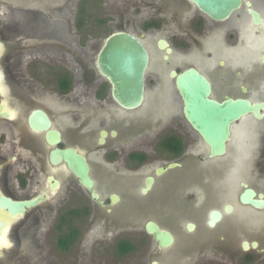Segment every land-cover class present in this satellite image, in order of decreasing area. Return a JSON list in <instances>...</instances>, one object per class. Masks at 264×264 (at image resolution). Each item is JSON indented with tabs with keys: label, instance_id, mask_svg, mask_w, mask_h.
<instances>
[{
	"label": "flooded vegetation",
	"instance_id": "af4514ba",
	"mask_svg": "<svg viewBox=\"0 0 264 264\" xmlns=\"http://www.w3.org/2000/svg\"><path fill=\"white\" fill-rule=\"evenodd\" d=\"M247 2L251 5L250 9L258 14L261 20L259 25L254 24L252 15L249 13V7L246 5ZM137 5L141 7H139L141 10L146 11L145 14L149 16L148 28L144 29L147 32L145 35L151 37L156 31L162 29L170 34V38H158L154 42L155 49L158 53L162 52L163 54L158 66L151 70L152 56L148 44L143 41L145 35L137 37L127 32L142 42L149 55V65L144 77V101L138 109L133 111L121 109L111 98L109 82L99 73L92 81L95 92L94 98L99 106L96 110L100 111L101 120L114 124L112 128L102 123L101 125L104 126L98 125L96 129H93L92 126L91 129L93 131L83 132L79 136V142L83 143L84 140L96 132L95 145L92 146L90 144L87 147L88 151H85L95 188L96 180L92 174V166L87 154L89 152L96 153L100 149L104 150L102 162H99L103 166L101 169L104 170L102 171L104 172L105 183L109 181L113 183L136 181L135 185L139 197H149L160 187L164 190H172L176 183L183 182L185 189L188 190L187 196L189 198L186 196V200H196L198 191H201L206 196L204 201L208 202L201 221L190 218L185 219L181 225L185 236L200 235L201 243L204 244V252L196 259L195 264H264V240L261 236L252 234L254 225L249 223L247 214H245L264 213V210H255L239 202V195L244 191L240 186L241 182L238 183L241 192L237 196V205L240 208L233 202L225 200L233 195V187L236 186L234 183L235 176L242 172L233 167L237 163V158L247 152V146L244 145L246 143L241 140L244 139L246 141L247 137H251L250 130L258 129V126L253 124V122H263L264 116L261 120H256L250 115L231 127V142L235 134L238 144H243L245 147L239 156L237 155L239 152L236 149L233 154H229L227 146V154L223 157L209 159L207 157L208 149L206 154H196V157L195 155L192 157L188 153L189 144H194L196 140L191 138L187 128L182 129L181 121L176 119L179 117L178 114L175 111L173 112V108L179 109V102L181 104L182 121L205 147L206 145L184 119L182 113L183 102L176 88L175 79L170 76L171 71L181 73L185 69L193 68L210 83L211 97L214 99L221 100L223 97L228 96L245 98L252 103L264 101V0H242L241 7L225 21L210 19L199 11L190 0H138ZM18 14L16 17H21L20 19L24 21L23 18L26 17L24 16L26 13L21 14L18 12ZM159 41H165L168 44L171 49L170 54H166L165 50L159 49ZM175 46L183 51L184 56H181L176 61L178 63L173 69L167 72V66L176 59ZM165 55H167V59H164ZM184 64H188V66L182 68ZM0 74L2 78V81H0V86L2 87L0 96L2 95L1 97L6 100V103H0V112L9 114L7 119L0 118V124L3 125V127H0V141L3 142V146L6 147L8 152L7 155H0L2 159L0 161V199L24 201L33 200L39 196L47 198L45 202H39L37 206L26 210L24 214L17 217H12L8 210L0 207V221L3 218L9 221L4 231L0 232V240L4 242V245L0 246L1 253L11 250L14 241L16 243L26 235L21 233V231L23 230L24 232L26 230L30 220H36L33 217L34 215H29V211L37 209L53 197H58L65 185H69L68 192L70 194L77 192L79 184L77 179L65 169L64 164L52 166L49 162L51 150L56 148H76L74 144L66 143V136L78 142L77 128L70 129L71 127H69V134L63 132L55 126L54 119L49 111L38 106H28L32 107V109L27 111L26 117H22L25 113H22L20 108L9 107H12V100L15 101V98L9 92V88L5 87L4 75L1 71ZM63 78L67 79L72 86L70 75L59 76L56 80V87L59 93L62 92L61 80ZM79 95L80 93L76 97ZM108 96L117 106L114 112L111 104L107 101ZM251 96L255 98H251ZM175 97H178L179 102ZM24 98L26 100L30 99L27 96ZM35 110L43 111L51 122L50 129L60 133V143L58 145L49 146L46 141V131L35 132L29 127L28 118ZM119 112H127V114ZM19 117H22L20 122L17 121ZM157 119H159V124L155 123ZM244 121L246 122L243 123ZM153 126H155V129L149 130L153 134L150 133L149 135L148 127ZM80 128H82V125ZM104 131L106 132V137L104 138V143L100 145L99 141ZM112 131L115 132L114 136ZM144 134L149 138L147 141L142 140L144 139L142 137H145ZM5 160L8 161L6 162ZM22 162H26L28 166L16 174L15 178L18 182V188L23 190L21 197L17 196L20 197L17 198L12 193V188L8 187L9 175L13 170L12 166L11 168L9 167V164H22ZM171 164H176V167L169 168ZM263 164L264 141L262 140L261 147L258 150L256 171L264 172ZM146 167H149L147 173L143 170ZM6 168H10L8 173L3 171ZM222 171L225 172L223 177L221 175ZM260 172L259 174H261ZM65 175L66 179H68L64 182L62 177ZM51 177H53V180L49 182ZM55 181L57 186L54 190H51V187L55 185ZM28 183L29 185L32 183L40 184L43 190L35 191L27 188ZM243 183L247 184L246 182ZM148 185V191L143 195L141 190L146 189ZM247 186L254 190L256 194L264 195V192H259L255 187L248 184ZM107 190L110 193L106 199L100 196L105 207H100L91 202L104 211L106 215H110L122 204V195L112 186L107 187ZM84 192L88 195L85 190ZM112 195L118 197L113 206L110 205V197ZM226 206L231 207L230 213L225 212ZM80 208L84 209V216L89 215V211L92 213L93 209L83 205L56 215L55 228L59 233L56 244L59 249L68 250L75 242L79 241L80 233L71 246L62 248L60 245L62 237L60 229L62 225L65 226V224H62V215L65 213L75 214ZM214 211L219 212L220 216L211 226L209 223L212 222L213 218H211L210 214ZM240 211L242 213L238 214ZM23 218L25 226L19 231L20 228L17 230L18 224L15 226L14 224L19 223ZM151 221L160 226L155 220ZM263 227L264 222L261 223V229ZM72 229L75 228L72 227ZM63 235H66V233ZM121 243H127L132 250L130 242L122 241ZM244 243L247 244L246 249H244ZM252 243H256L257 247L253 248ZM211 244L215 246L211 247ZM222 244L225 247L222 248ZM156 246L158 247L157 244ZM158 249L160 248L158 247ZM221 249L224 250L223 253L229 258V261L224 260L223 263L221 262ZM157 264L159 263L157 262Z\"/></svg>",
	"mask_w": 264,
	"mask_h": 264
},
{
	"label": "rangeland",
	"instance_id": "374dc122",
	"mask_svg": "<svg viewBox=\"0 0 264 264\" xmlns=\"http://www.w3.org/2000/svg\"><path fill=\"white\" fill-rule=\"evenodd\" d=\"M137 1L0 0V71L4 75L5 87L9 88V92L15 98V101L12 100V107H9L20 108L21 112L25 113L22 117H26L27 111L34 106L45 108L54 119L55 126L63 132L69 134V127L77 128L78 142L66 136V143L74 144L77 149L87 152L90 144L95 145L96 132L83 143L79 142V136L83 132L93 131L101 123L109 128L114 125L108 121L103 122L100 111L96 110L99 106L96 104L92 86L94 77L98 76L96 56L105 38L113 32L123 30L137 37L147 33L144 29L148 28L149 16L145 14L146 11L140 9ZM18 12L26 13L24 15L26 17L23 18L25 22L20 19L21 17H16L19 15ZM158 38L169 39L170 34L161 29L151 37L145 35L143 38L151 52V70L158 66L163 54L155 49L154 42ZM175 53L176 59L167 66V72L173 69L181 56H184L183 51L177 46ZM186 66L188 64L182 65V68ZM64 74L70 75L72 86L70 85L67 92L59 93L56 80ZM78 93L80 95L76 97ZM1 96L0 103H6ZM26 96L30 99L26 100L24 98ZM175 98L178 101V97ZM251 98L255 97L251 96ZM107 101L114 112L117 106L109 96ZM180 109L179 102V109L173 108V112L175 111L179 116L176 119L181 121L182 129L187 128L191 138L196 140L194 144H189L188 153L192 157L193 155L196 157V154H206L207 147L182 121ZM119 113L127 114V112ZM22 117L17 121L20 122ZM155 123L159 124V119ZM253 124L257 125L258 129L250 130L251 137H247L246 141L241 140L246 143L244 145L247 146V152L239 156L245 147L243 144H238L235 134L228 145L229 154L238 150L239 158L233 167L242 172L235 176L236 186L233 187V195L225 200L233 202L238 208L240 207L237 205V196L241 192L239 182H246L259 192H264V174H262L264 172L256 171L258 150L262 140L264 141V121ZM1 126L3 127L0 124ZM152 129H155V126L148 127V131ZM150 133L153 134L149 131L148 134ZM142 138L145 141L149 139L147 136ZM1 142L0 155H7L6 147ZM103 152L104 150L100 149L96 153L89 152L87 155L100 196L106 199L110 193L107 187L111 186L122 195V204L116 211L106 215L99 207L92 204L89 196L79 185L77 192L73 194L68 192L69 185H65L58 197H53L37 209L29 211V215H34L36 220H30L24 232L22 230L25 226L24 218L19 222L20 224H14V226L18 224L17 230L20 228L19 231L22 230L21 233L26 235L18 242L14 241L11 250L0 253V264H150L152 261H157L159 264H195L196 259L204 252V244L201 243L200 235L185 236L181 225L185 219L202 220V215L208 206V202L204 201L206 199L204 192L198 191L197 201L186 200L188 190L181 182L176 183L172 190H164L160 187L149 197H139L136 181L105 183L104 170L101 169L103 166L99 162L102 160ZM11 166L13 170L9 175L8 187L12 188V193L16 197H21L23 190L18 188L15 177L28 165L22 162V164H9L10 168ZM10 168L3 171L8 173ZM143 170L147 173L149 167ZM224 174L225 172L222 171V177ZM62 179L65 182L68 178L66 179L65 175ZM27 188L35 191L43 190L37 183L31 185L28 183ZM83 205H87L89 209L93 208L92 213L89 211V215L84 216V209L80 208L75 214L65 215L67 216L64 220L65 226L62 225L60 229V235L66 233L64 238L69 240L66 247L71 246L80 233L79 241L68 250L59 249L56 244L59 235L55 228L56 215ZM240 213L242 211L238 212ZM245 214L249 223L254 225L252 234L259 235L264 240V227L261 229L264 213ZM150 219L173 233L176 240L171 248L158 249L152 238L143 231L144 223ZM3 221L5 229L9 221L6 218H3ZM122 241L132 244V250L126 254H122V249L119 247ZM2 245L4 242L0 241V246ZM221 246L225 247L223 244ZM220 252L221 262L229 261L223 253L224 250L221 249Z\"/></svg>",
	"mask_w": 264,
	"mask_h": 264
},
{
	"label": "water",
	"instance_id": "95a60500",
	"mask_svg": "<svg viewBox=\"0 0 264 264\" xmlns=\"http://www.w3.org/2000/svg\"><path fill=\"white\" fill-rule=\"evenodd\" d=\"M199 11L214 21H225L241 5L242 0H190ZM249 13L255 25H259L261 20L257 13L253 12L250 3ZM160 50H165L166 54L171 53V49L165 41H159ZM167 59V55L164 56ZM96 69L98 73L106 79L110 86L112 100L123 110L133 111L138 109L144 101V77L149 65V55L142 42L135 36L117 31L106 37L96 58ZM170 76L175 79V85L183 102L182 113L184 119L191 128L202 138L208 149L209 159L223 157L227 154V146L231 142V127L252 115L254 119L261 120L264 116V101L252 103L245 98H232L225 96L221 100L211 97V86L207 79L197 70L188 68L181 73L170 72ZM0 81H2L0 74ZM8 113L0 112V118H9ZM29 127L35 132L46 131V141L49 146H56L60 143V133L51 130V122L47 115L41 110L33 111L28 118ZM112 135L115 132L112 131ZM106 132H102L99 144L104 143ZM49 162L52 166L64 164L65 169L70 172L78 184L88 193L90 200L105 207L100 199V194L95 188L94 181L90 175V166L85 151L77 148L53 149L49 153ZM176 167V164L169 165V168ZM53 177L49 178V182ZM57 186L51 187L54 190ZM240 186L244 191L239 195V202L244 206H249L255 210H264V195L256 194L254 190L248 188L247 184L241 182ZM142 189L145 195L148 191ZM113 206L118 197H110ZM47 198L42 196L33 200L12 201L10 199H0V207L8 210L12 217H17L34 208L39 202H45ZM231 207L226 206L225 212L230 213ZM212 226L218 220L220 213L217 211L211 214ZM5 223L0 221V232L4 231ZM144 231L153 238V241L160 249H169L175 243V236L169 230L163 229L154 221H147L144 224ZM256 248L257 244L252 243ZM247 244L244 243V249ZM157 264V262H152Z\"/></svg>",
	"mask_w": 264,
	"mask_h": 264
},
{
	"label": "trees",
	"instance_id": "16d2710c",
	"mask_svg": "<svg viewBox=\"0 0 264 264\" xmlns=\"http://www.w3.org/2000/svg\"><path fill=\"white\" fill-rule=\"evenodd\" d=\"M69 89H70V83L67 81V79L63 78V79L61 80V91H62V92H67ZM65 215H72V213H65V214L62 215V224L65 223L64 220H65V218L67 217V216H65ZM64 237H66V235H63V236L61 237V239H60V245L62 246V248H63V247L66 248L67 243H68V241H69L68 239L65 240ZM127 245H128L127 243H121V244H120L119 247H121V249H122V251H121L122 254H126L127 252L131 251V246L128 245V246H129V248H128Z\"/></svg>",
	"mask_w": 264,
	"mask_h": 264
},
{
	"label": "bare ground",
	"instance_id": "6f19581e",
	"mask_svg": "<svg viewBox=\"0 0 264 264\" xmlns=\"http://www.w3.org/2000/svg\"><path fill=\"white\" fill-rule=\"evenodd\" d=\"M2 91V88H1V86H0V92ZM9 116V115H8ZM6 222V221H5ZM2 239V238H1ZM0 241H2V240H0ZM3 244V243H2Z\"/></svg>",
	"mask_w": 264,
	"mask_h": 264
}]
</instances>
